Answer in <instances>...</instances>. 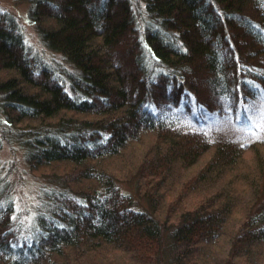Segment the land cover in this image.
Listing matches in <instances>:
<instances>
[{
  "label": "trees",
  "instance_id": "16d2710c",
  "mask_svg": "<svg viewBox=\"0 0 264 264\" xmlns=\"http://www.w3.org/2000/svg\"><path fill=\"white\" fill-rule=\"evenodd\" d=\"M26 1L72 70L0 9V147L52 185L23 228L0 180V264H264V138L175 110L226 116L264 90V0H142L145 30L130 0Z\"/></svg>",
  "mask_w": 264,
  "mask_h": 264
},
{
  "label": "rangeland",
  "instance_id": "374dc122",
  "mask_svg": "<svg viewBox=\"0 0 264 264\" xmlns=\"http://www.w3.org/2000/svg\"><path fill=\"white\" fill-rule=\"evenodd\" d=\"M130 1L135 15L138 14L137 16L142 17L139 25L144 28L146 12L142 0ZM0 9L9 12L16 19L18 29L23 35L24 46L30 53L39 55L43 61L53 66L56 74L61 77H64V74H60L59 71L72 70L71 66L62 60L60 54L48 49L41 41L31 15H29L30 4L26 0H0ZM204 87L207 89L206 85ZM185 97V99L179 100L175 110L182 112L180 119L186 125L208 126L217 133L232 135L245 142L264 138V90H261L257 97L250 102L239 104L233 114L226 116L204 112L195 104L191 96ZM185 108H188L187 112H184ZM201 111L205 114L200 117ZM2 118L3 114H0V124L3 123L4 125ZM262 146L264 145L262 144ZM206 156L207 153L203 158L205 159ZM243 156L245 157V164L246 162L250 164L253 156L252 151H245ZM0 180L3 183L8 182L9 197L13 204V219L23 228L28 227L41 206L44 190L52 187L47 181L48 178L46 179L45 176L41 175L40 171L31 169L23 158L22 149L15 142L2 140ZM122 188L130 193L134 199L138 198L133 186L123 184ZM223 241L222 244L227 243V240L224 239Z\"/></svg>",
  "mask_w": 264,
  "mask_h": 264
},
{
  "label": "snow or ice",
  "instance_id": "6c2138e0",
  "mask_svg": "<svg viewBox=\"0 0 264 264\" xmlns=\"http://www.w3.org/2000/svg\"><path fill=\"white\" fill-rule=\"evenodd\" d=\"M238 119H239V117H238ZM242 147H243V145H241Z\"/></svg>",
  "mask_w": 264,
  "mask_h": 264
}]
</instances>
